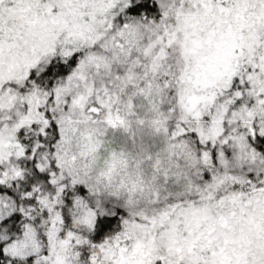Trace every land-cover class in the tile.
<instances>
[{
    "label": "snow or ice",
    "instance_id": "obj_1",
    "mask_svg": "<svg viewBox=\"0 0 264 264\" xmlns=\"http://www.w3.org/2000/svg\"><path fill=\"white\" fill-rule=\"evenodd\" d=\"M0 264H264V0H0Z\"/></svg>",
    "mask_w": 264,
    "mask_h": 264
}]
</instances>
